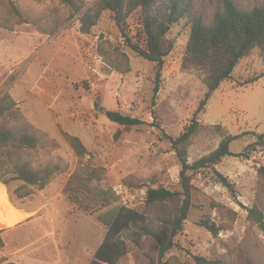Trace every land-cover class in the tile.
<instances>
[{
	"label": "rangeland",
	"instance_id": "obj_1",
	"mask_svg": "<svg viewBox=\"0 0 264 264\" xmlns=\"http://www.w3.org/2000/svg\"><path fill=\"white\" fill-rule=\"evenodd\" d=\"M96 1L78 0L84 6L78 13L64 0H0V103L9 97L18 115L8 112L0 127L39 137L35 148L0 149V228L21 224L3 236L6 255L20 249L11 264H90L106 234L98 215L110 208L102 206L98 189H112L118 197L113 206L136 209L155 227L176 216L182 204L181 196L155 204L146 198L151 188L182 190L181 163L163 135L179 137L207 92L197 72L182 70L189 30L184 21L171 28L175 48L165 58L155 96L157 65L125 46L109 12L90 33L81 31V14ZM129 21L133 25L135 18ZM263 72L264 57L255 51L196 117L198 130L187 149L191 163L229 136L238 137L230 150L240 156H226L215 166L232 188L211 168L190 172L193 206L161 264H199L197 258L202 264H264V228L256 219L258 213L264 222V143L257 144L264 133V77L246 84ZM98 99L102 107L146 124L110 121L95 108ZM66 134L79 137L88 153L78 156ZM22 162L57 168L44 189L23 188L32 193L24 199L15 194L22 181L4 184ZM98 168L105 169L102 181L70 184L73 174ZM119 185L126 195L117 194ZM124 236L129 253L118 264L159 263L150 237L136 244L131 234ZM6 259L0 256V264Z\"/></svg>",
	"mask_w": 264,
	"mask_h": 264
},
{
	"label": "trees",
	"instance_id": "obj_2",
	"mask_svg": "<svg viewBox=\"0 0 264 264\" xmlns=\"http://www.w3.org/2000/svg\"><path fill=\"white\" fill-rule=\"evenodd\" d=\"M64 1L78 13L83 11L84 6L79 5L78 0ZM103 12L111 14L126 47L157 65L155 96L160 89L165 58L175 48V42L168 34L175 24L184 21L189 34L182 59V70L197 72L207 87V92L195 111L192 124L177 138L165 133L163 135L164 139L171 142L181 163L182 190L172 191L160 187L151 188L147 192L148 204L165 202L170 198L181 196L182 204L176 216L162 219L155 227L138 210L125 205L113 206L118 201V197L112 189H98L97 192L102 206L110 208L98 215L99 220L106 226V234L90 264H118L129 253L128 240L124 236L126 233L132 235L131 240L136 244L143 237H150L158 253V264H161L166 254L175 247L177 235L184 231L185 221L193 206L190 172L211 168L222 185L232 188L228 179L220 174L215 166L226 156H240L233 154L230 150L231 142L238 137H227L214 152L193 163L188 160L187 149L190 139L198 130L199 125L195 119L203 112L213 94L224 82L232 78L235 69L243 59L255 51H260L264 57V0H97L93 6L81 14V31L90 33ZM132 17L135 18L133 25L129 21ZM116 69L121 68L116 66ZM263 77L264 72L249 79L246 84H253ZM16 106L17 103L5 97L0 103V118L8 112L18 117L17 112L14 111ZM95 108L120 126L146 124L138 117L102 107L99 99L95 103ZM157 126L160 128L159 125ZM66 136L78 156L83 157L88 153L79 137L68 134ZM38 142L37 135L25 130L17 132L0 127V149L35 148ZM263 143L264 133L258 135L257 141L258 145ZM56 169L51 166L34 169L28 162L17 163L12 171L13 177L5 179L4 184L8 185L14 180L22 181L23 186L17 188L15 194L18 198L24 199L32 193L30 190L24 192L23 188L37 186L39 189H44L51 182ZM104 174V168L88 169L82 174L77 172L72 175L70 184L74 181L80 184L82 179H85L87 183L100 182ZM260 174L264 175V168L260 169ZM83 185L85 186V183ZM85 211H89L87 207ZM256 219L264 228L260 214H256ZM202 225L214 234L219 231L214 224L203 222ZM5 231V229L0 230V250L6 247L3 237ZM197 261L202 264L204 260L197 258Z\"/></svg>",
	"mask_w": 264,
	"mask_h": 264
},
{
	"label": "crops",
	"instance_id": "obj_3",
	"mask_svg": "<svg viewBox=\"0 0 264 264\" xmlns=\"http://www.w3.org/2000/svg\"><path fill=\"white\" fill-rule=\"evenodd\" d=\"M20 225H21L20 222L17 223L16 225H6L5 227L0 228V230H1V229H5V230H6L5 233L3 234V236H4L5 234H8V233L11 232V231L18 230V229L20 228ZM18 254H20V249H18L17 253L15 252V253L8 254V255H6L5 250H2V251L0 252V256H1V257H6V258H7L6 261H4L2 264H11V263H12V262L10 261L11 256H13V255H18Z\"/></svg>",
	"mask_w": 264,
	"mask_h": 264
},
{
	"label": "built area",
	"instance_id": "obj_4",
	"mask_svg": "<svg viewBox=\"0 0 264 264\" xmlns=\"http://www.w3.org/2000/svg\"><path fill=\"white\" fill-rule=\"evenodd\" d=\"M117 194H121V195H126V190L124 189V187L122 185H119L118 189H116ZM126 206V205H125Z\"/></svg>",
	"mask_w": 264,
	"mask_h": 264
}]
</instances>
